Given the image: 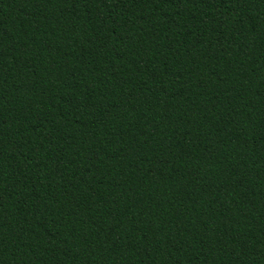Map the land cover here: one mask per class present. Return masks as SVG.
Segmentation results:
<instances>
[{"label":"trees","instance_id":"obj_1","mask_svg":"<svg viewBox=\"0 0 264 264\" xmlns=\"http://www.w3.org/2000/svg\"><path fill=\"white\" fill-rule=\"evenodd\" d=\"M0 264H264V0H0Z\"/></svg>","mask_w":264,"mask_h":264}]
</instances>
